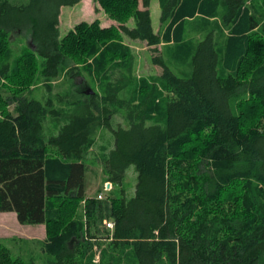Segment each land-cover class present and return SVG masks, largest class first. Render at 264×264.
I'll list each match as a JSON object with an SVG mask.
<instances>
[{
    "label": "trees",
    "instance_id": "1",
    "mask_svg": "<svg viewBox=\"0 0 264 264\" xmlns=\"http://www.w3.org/2000/svg\"><path fill=\"white\" fill-rule=\"evenodd\" d=\"M78 1L0 0V211L44 222L50 264H93L95 242L98 264H264V0H160L162 33L152 29L150 0H96L118 26L80 21L59 37L60 7ZM196 13L218 16L228 34L207 22L186 56L183 35L174 34L173 55L188 57V71L175 73L155 54L159 81L141 79L138 98H122L135 65L123 38L157 46ZM12 33L29 35L18 55ZM89 57L98 68L114 59L126 74L100 93L52 96L50 81L80 76ZM38 77L43 100L26 96ZM118 112L126 125L112 124ZM102 127L114 146L100 157L111 190L98 198L85 195L84 179ZM130 165L137 179L127 197ZM0 264L37 263L13 258L0 242Z\"/></svg>",
    "mask_w": 264,
    "mask_h": 264
},
{
    "label": "rangeland",
    "instance_id": "2",
    "mask_svg": "<svg viewBox=\"0 0 264 264\" xmlns=\"http://www.w3.org/2000/svg\"><path fill=\"white\" fill-rule=\"evenodd\" d=\"M149 10L152 29L153 31L157 32L159 29H161L162 25L166 24V22L161 23L160 21L162 10L161 6L159 5V0H150ZM94 19H97L101 26H118V22L110 18L96 0H79L73 5H63L60 7L59 13V22L57 26L58 36L62 37L67 31H69V29L73 28V26L80 21L90 22ZM207 22H209V26L213 25L214 22H218V24H220L222 27V32L224 31V34L228 32V28L224 27L220 20L218 21L215 19L214 21H210L207 19ZM134 23L135 22L133 18L126 22L129 27H133ZM194 23H196V21L189 22L188 28L191 29L189 30V35L183 37L185 43L187 44H185V49H182L183 51L180 53L182 56H186V54L188 55L190 53L191 47L194 46L197 41L202 39L205 35H203V32H198V26L197 24L194 26ZM197 23L201 24L200 21H197ZM209 29L210 27L208 30ZM219 37L221 40L223 35H220ZM9 40L13 55H18L22 48L27 47L30 44L28 33H12ZM123 41L131 47V51L134 55L135 65L132 71L134 80L130 79L127 86L121 91L120 96L122 98H133L132 96H134L137 99L140 93L143 92V89L139 88V81L141 79H145L149 83H157V81H159L158 79L162 68L160 65L153 63L152 56L155 54L160 53L167 65H169L175 73L184 74L188 71V57L184 60H179L174 56L175 51L177 50L176 45L162 43L156 47H148L145 41L139 39H130L126 36L123 38ZM219 44L221 45V50L223 51L222 44L220 42ZM153 48H156V51H154ZM178 50L180 51V49ZM37 60L38 65L41 66L43 58L37 55ZM115 60L119 59L116 58ZM87 63H89L90 67L85 66V68L81 69L80 76L69 78L65 73H63L60 74L58 78L50 81V94L53 96L56 93L67 92L68 100H74L78 98V93L76 94V92L97 91L100 93L102 84L107 80H113L115 77L126 74V72L123 73L124 71H122V67H114V59L113 62L104 64V66L100 68L96 67L95 63H93L92 57H89ZM67 64L68 66L72 67L75 63L69 59ZM84 64L85 63H79V66H83ZM0 92L4 96L7 95V92L3 87H0ZM47 95V90L44 85H42V81L39 77L34 88L29 92H26L27 97L36 98L39 100H43ZM55 104V106L59 105L56 102ZM12 107L13 104L9 106L10 109ZM117 123L126 125V122L123 119V112H118L112 116V124L115 126ZM113 146V132L105 127L99 128L97 130L92 149L86 158V163L88 165V171L86 172L85 177L87 196H97L99 193L104 196L108 192L104 191V186L107 181L104 179L100 157L102 153H108L113 148ZM29 150V147L26 146H21L17 149V151L23 155L36 154L34 151L31 150V152ZM25 151L27 153H25ZM136 179L137 172L135 167L133 165L128 166L126 169V178L124 182L127 197H131L134 194ZM109 194H111V192ZM80 204L81 207L84 206L83 203ZM83 216L84 214L81 209L82 220ZM44 233V241L46 242L47 239L44 223H31L30 226H27L26 223H23L19 226L16 225L12 214H0V242L8 248V251L13 258L19 257L25 261H34L37 264H50L52 256L44 252L43 246L45 242L43 244L41 242ZM23 234L25 236H21ZM36 235L38 237L37 239L35 237ZM84 237L86 238V234H84ZM100 252L101 247L95 242L91 252V260L93 264H98L100 262Z\"/></svg>",
    "mask_w": 264,
    "mask_h": 264
},
{
    "label": "crops",
    "instance_id": "3",
    "mask_svg": "<svg viewBox=\"0 0 264 264\" xmlns=\"http://www.w3.org/2000/svg\"><path fill=\"white\" fill-rule=\"evenodd\" d=\"M159 5H160V0H159ZM139 7L140 8L142 7L141 4L139 5ZM186 18H187L186 19L187 23L185 24L184 29L182 30V25L180 26V22L174 24L171 28H169L170 29L171 40H169L167 42H162V43L174 45V41H173L175 39V38H173L174 37L173 36L174 34H175V36L176 35H178V36L183 35V37H186L187 35H189V30H191V29L188 28V26H189L188 24H189V22H192V21H196V23H194V26H196V24H197V26H198V29H197L198 32H203V35L207 33V30H208L209 26H207V20L205 19V17L204 18L203 17H199L198 16V13H196L193 17H186ZM215 19L218 20V21L220 20L218 16L217 17H208V20H210V21H212V20L214 21ZM197 21H200L201 24L197 23ZM167 23L164 24V25H162L163 27L161 26V29H159V31H157V32L162 33L164 31L168 30ZM200 34H202V33H200ZM226 34H228V32H226ZM162 43H160V44H162ZM147 46L148 47H152V46H149V45H147ZM153 47H156V46H153ZM85 177H86V174H85ZM84 181H85V179H84ZM85 195H86V187H85ZM0 214H4V215L5 214H12L13 215V219L15 220L16 225H19V226L21 224H23V223H26L27 226H30L31 223H33V224H35V223L36 224H42V223H44V222H31V221L23 222L22 223V222H20L18 220L17 213L15 211H0ZM12 232H14V231H12ZM21 236H25V235L23 234ZM31 236H33V235H31ZM35 237H36V239L38 238L37 235ZM44 239H45V233H44V236L42 237V240H41L42 244L45 242Z\"/></svg>",
    "mask_w": 264,
    "mask_h": 264
},
{
    "label": "built area",
    "instance_id": "4",
    "mask_svg": "<svg viewBox=\"0 0 264 264\" xmlns=\"http://www.w3.org/2000/svg\"><path fill=\"white\" fill-rule=\"evenodd\" d=\"M110 189H111V183L107 181L104 186V191H109ZM97 196L100 197L99 194ZM103 225L105 226V228L110 230L113 228V222L111 220H107V219L103 220Z\"/></svg>",
    "mask_w": 264,
    "mask_h": 264
},
{
    "label": "bare ground",
    "instance_id": "5",
    "mask_svg": "<svg viewBox=\"0 0 264 264\" xmlns=\"http://www.w3.org/2000/svg\"><path fill=\"white\" fill-rule=\"evenodd\" d=\"M99 195H100V197H99V196H97V197H98V198H102L103 195H102L101 193H100Z\"/></svg>",
    "mask_w": 264,
    "mask_h": 264
},
{
    "label": "water",
    "instance_id": "6",
    "mask_svg": "<svg viewBox=\"0 0 264 264\" xmlns=\"http://www.w3.org/2000/svg\"><path fill=\"white\" fill-rule=\"evenodd\" d=\"M88 93H91V91H89Z\"/></svg>",
    "mask_w": 264,
    "mask_h": 264
}]
</instances>
